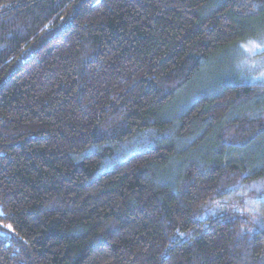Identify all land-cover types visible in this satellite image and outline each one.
<instances>
[{"label":"trees","instance_id":"16d2710c","mask_svg":"<svg viewBox=\"0 0 264 264\" xmlns=\"http://www.w3.org/2000/svg\"><path fill=\"white\" fill-rule=\"evenodd\" d=\"M262 13L264 0H0V264H264L247 215L202 209L264 185V161L241 159L264 134V85L234 78L166 112Z\"/></svg>","mask_w":264,"mask_h":264},{"label":"rangeland","instance_id":"374dc122","mask_svg":"<svg viewBox=\"0 0 264 264\" xmlns=\"http://www.w3.org/2000/svg\"><path fill=\"white\" fill-rule=\"evenodd\" d=\"M247 30L253 37L212 54L203 68L174 96L166 112L180 110L198 96L212 95L222 84L234 78L264 85V13L250 21ZM241 159L252 163L264 161V134L257 138ZM234 193H238L236 197L227 195L209 202L202 208L203 213L217 216L237 209L247 215L251 229L264 236V214L260 207L264 201V185H243L235 189ZM10 233V227L0 223V239L8 240Z\"/></svg>","mask_w":264,"mask_h":264}]
</instances>
